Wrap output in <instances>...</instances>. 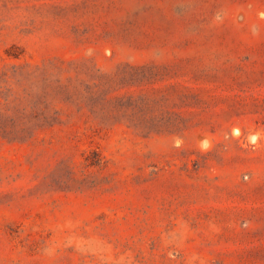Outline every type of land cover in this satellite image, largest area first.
Masks as SVG:
<instances>
[{
  "label": "rangeland",
  "instance_id": "1",
  "mask_svg": "<svg viewBox=\"0 0 264 264\" xmlns=\"http://www.w3.org/2000/svg\"><path fill=\"white\" fill-rule=\"evenodd\" d=\"M0 264H264V0H0Z\"/></svg>",
  "mask_w": 264,
  "mask_h": 264
}]
</instances>
